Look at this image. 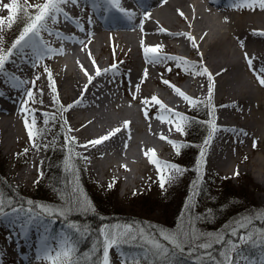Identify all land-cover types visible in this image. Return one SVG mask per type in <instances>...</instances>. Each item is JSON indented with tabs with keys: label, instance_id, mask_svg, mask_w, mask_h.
Wrapping results in <instances>:
<instances>
[{
	"label": "rangeland",
	"instance_id": "rangeland-1",
	"mask_svg": "<svg viewBox=\"0 0 264 264\" xmlns=\"http://www.w3.org/2000/svg\"><path fill=\"white\" fill-rule=\"evenodd\" d=\"M10 2L11 0H0L1 5ZM29 2L42 3L43 0H29ZM18 3L24 6L25 0H18ZM67 7H72V4H68ZM0 17L6 21L4 30L0 32V47L7 50L10 44L18 37L19 32L24 27L25 20L23 16H20L15 22L9 21L8 16L6 17L3 14ZM137 22L134 20L132 23L136 24ZM9 23L12 25L11 28L8 27ZM77 24L82 26L81 22ZM150 24L154 28V32H157L158 35L164 38L160 39L161 46L166 45L168 42H177L176 39L168 38L160 29L156 28L155 23ZM64 27H68V24H65ZM80 28L79 26L73 27L69 31V34L74 35L73 37L67 35V31L61 34L59 38L55 33L53 35L44 33V42L48 43L50 47L54 49L57 47L61 49L68 47V50L63 54H59L58 51L52 53L42 52L43 58L37 61V66L35 67L27 59H21L19 54L12 58L17 64L20 63L15 68L16 76L26 82L35 80V85L31 83L21 84L17 80L7 77L6 73L10 68L8 66L0 74L3 76L2 80L6 82L5 85L10 90L12 97L19 101L16 110L2 113V115L9 118L21 117L24 123L27 116L29 121H31V116L21 111L22 101L26 99L24 90L31 88L34 91L36 102H29L27 108L34 111L37 126L41 129H46L43 138L37 141L38 148L32 146L28 130L26 129L22 141L13 149L11 154L4 153L2 150L3 140L0 136V176L11 185L10 187L13 191L12 199L25 198L37 205L43 204L50 209H62L65 212V216H39V219L35 222L38 223L41 238L50 242L56 240L55 236V239L53 238V227L65 224L63 223L64 220H75V217L80 214L81 210L85 211V215L99 218L97 221L107 220V223L99 227V235V230L104 227L134 225L135 227L144 226L150 231L158 232L161 229L176 230L182 224L187 226L190 221L195 225L194 231L197 235H210L213 241L217 235H224L228 239H231L227 233L234 222L250 216L255 219V216L260 215V208L264 207V184L260 180L257 181L251 175L241 173L240 171H238V175L234 174V177H232L229 173H223L210 168L206 162L208 144H205V141L209 139L210 124L213 121L214 123L216 122L218 110L214 107L213 111L211 102L206 98L199 97L196 93H191L189 97L199 100L201 103L192 106L189 102H185V105L177 112L188 118L187 121H180L185 124L184 134L177 132L172 122L158 127L160 123L156 114L149 113L146 117L145 113L140 112V115L136 105H132L127 97H125L127 93L125 89L122 90V85L126 86V79L122 75H120L121 81H123L122 85L108 87L106 90L112 98V104L108 106L109 108L106 109V112L102 111V113L101 110L103 109L94 108L90 105H85L83 108L82 104L76 106L77 101L71 102L70 97L72 95L66 98L68 91L62 90L60 87L61 82L66 81L67 78H76L81 80L83 84L86 82L90 84L81 66H83L84 70L85 68L92 70L91 76L94 78L96 67L93 64V60L95 61V65L101 70L109 69L111 65L116 64L119 72L125 66L130 68V65L134 63L133 60L137 62L139 59L145 60L143 48L138 50L135 47L142 44V42L146 45L148 37H143L141 41L134 40L132 43H129L125 35L131 29L124 27V29L120 30L121 33L117 35L118 39H115V37L114 39H109L107 37L100 44L98 40L100 33L88 31V33H92V39H90L85 37V28H83V31ZM61 30H67V28L62 27ZM110 32L117 33L113 30ZM80 41L83 43H80ZM184 42L187 45V49H183L182 47L184 58L197 62L195 57L188 54V49H191L189 43L186 39ZM54 43L56 44L54 45ZM101 45H104L102 50H100ZM118 46H122V51ZM130 48H134V50L127 56L125 51H130ZM161 54L166 55L162 50ZM178 63H180L179 59L167 60L163 63H152L156 64L158 69L152 73L153 77L160 82L168 80L178 85L182 84L186 78L187 81L189 79L196 81L198 75H190L188 78V75L182 70L184 65L181 64V67H177ZM146 65L144 63L141 67L143 68ZM45 67L50 70L51 82L54 83L55 92L49 87V73L45 72ZM169 68L171 71L167 70ZM110 74L113 79L117 80L119 78L116 72H110ZM37 76H39L38 80H36ZM130 84L133 85L134 83L132 84V81H130ZM136 85L138 88H143L142 82ZM166 87L170 89L169 94L174 93L171 87L168 85ZM40 89H43L42 94L39 91ZM120 90L124 96L120 94ZM117 92H119V95H116ZM86 99L88 100V95ZM56 100H58V103L55 102ZM40 101H43V103H40ZM70 105L72 107H66ZM121 105L128 107L125 110L129 111V114H132L134 119H139L138 117L142 116V120L145 121L146 118H150L151 123L149 122L148 124H152V126L158 127L160 130L165 128V126L169 130L171 129L172 134L169 140L177 142L176 145L179 148V153H177V149L172 144L167 142L168 140H163L159 145L154 146V150L162 151L163 145L170 144L171 151L168 152V158L166 157L165 162L176 164L183 171L181 173L173 172L172 175L175 176V179L166 183L163 189L160 187L157 170L151 176H149L148 172L143 175L136 174L135 179L138 181L136 184L129 181L124 173L118 171L114 179L110 177L109 173L106 175H96L92 172L90 167L92 160L101 161L104 155L95 157L85 155V151L89 147H80V145H83L82 140L84 139H81V135L79 134L81 129L73 128L74 118L79 117L83 121L81 127L84 130L85 127L100 126L103 124H100L101 120H104L106 123L110 118L113 120L119 117ZM61 106H65L64 110H61ZM156 106L153 104V107ZM91 112L98 118L90 119L89 115ZM45 113L48 114L49 118L55 115V120L49 119L47 126L43 123V114ZM130 128H125L127 134L131 133L135 136L139 134L135 130L132 131V127ZM260 135L263 141L257 142L255 147H243L250 157L241 158L240 163L249 162V158L258 152L260 145L264 147V134L260 133ZM66 136L69 140L75 138V142L70 146L66 145ZM150 138L153 140L152 137ZM25 149L28 150L26 153ZM33 156L36 157V165L32 169L33 172L30 173V169L27 167L33 161ZM81 157H87V159L85 160ZM21 173L23 175L19 177ZM128 182H130V185L127 186L126 183ZM109 185H112V187H109ZM61 188H64V190L61 191ZM74 189L76 190L75 193H73ZM68 191L71 193H67ZM1 193L0 191V197H2ZM77 198L86 200L91 206L89 207L87 204L77 205ZM226 204L231 206L232 209L230 211L233 212V215H227V217L226 215L218 216L219 214L216 212L218 210L224 211V207L222 206ZM251 205L254 207H251ZM248 206L254 210L251 212V208ZM56 217L63 219L60 221L61 223H55ZM216 217L218 218L215 219ZM69 224L74 225L73 222H69ZM260 226L262 225L258 222L257 227ZM45 227L48 229L47 232L44 231ZM76 235L77 238H80L77 233ZM86 236L87 232H85ZM67 237L69 236L61 231L59 240ZM3 242L4 239L0 235V247L3 245ZM96 244L95 242H89L90 248L88 251L91 252L94 247H100L99 243L98 245ZM121 250L128 255L140 254L138 248L127 246H122L120 249H112L110 252L111 264H121ZM253 254L252 256H255V258H252L253 261L259 260L262 255L260 249L254 250ZM0 255L2 256L1 248ZM183 255L188 256L187 252ZM101 256L102 251L96 253L97 261ZM4 264L14 263L7 262Z\"/></svg>",
	"mask_w": 264,
	"mask_h": 264
},
{
	"label": "bare ground",
	"instance_id": "bare-ground-1",
	"mask_svg": "<svg viewBox=\"0 0 264 264\" xmlns=\"http://www.w3.org/2000/svg\"><path fill=\"white\" fill-rule=\"evenodd\" d=\"M138 1L121 0L122 8L134 13L132 18L129 19L118 8L109 5L107 0H98V3L103 6L100 10L102 19H108V15L109 17L111 16L110 18L116 15V17L120 18V27L101 28L98 26L97 21L94 20L92 21L93 24H91L90 20L78 13V7L72 5V7L68 8L67 5H64L62 7L68 13L70 19H65L61 16L58 23L49 24V29L53 33L59 32L61 34L67 31V35L73 37L74 35L69 34V31L73 27H81L77 24L78 21L76 23L75 20L79 19L82 27L85 28V37L92 39V33H88V31L100 33L98 40L102 44L104 38L107 37L109 39H114V37L118 39L117 35L121 33L120 30L124 26L131 29L125 35L129 43L134 40L141 41L143 37H148L146 45L143 44V47H148L160 45V39H164L157 32H154V28L150 23H155V27L160 29L163 34L177 41L176 43H166L161 50L166 55L177 58L185 57L183 49H187V45L184 42L186 39L191 47V49H188V54L195 57L198 64L206 66L212 79L210 80L208 75H198L196 81L189 79L180 85L171 84L178 87L187 96H190L191 93H196L199 97L207 100H209V86H213L210 102L213 107L218 109L215 125L220 130L214 134V137L208 143L206 160L208 166L220 172L229 173L232 177L238 170L241 173L251 175L264 184V147L262 145H260L258 152L249 158V162L240 163L241 158L250 157L248 152L243 149L244 146H253L254 141L255 145H257V142L263 141L260 133L264 134V86L260 85L256 75L250 70L245 59V53H247L248 57L253 58V68L259 70L264 67V35L258 34L264 33V10H261L258 5H255L254 8L235 6L239 4L240 0H230L229 7L226 9L222 8V2L219 0ZM81 3L79 1L78 5L81 6ZM213 10L216 12L214 13ZM0 11V15L3 14L9 17V11L4 9L1 4ZM180 13H183V15H180ZM120 14H122L121 17ZM133 19L136 22H140L132 23ZM65 21L70 23V25L68 24L67 30L62 31L61 28L64 27ZM141 25H143V29H141ZM5 26L6 21L4 20L3 25L0 26V32L4 30ZM112 30L117 33H111L110 31ZM187 35L194 37L198 48L192 47V41L187 39ZM241 42H243V47ZM100 47V50H102L104 45ZM118 47L122 51V46ZM143 47L142 44H139L135 48L139 50ZM56 49L59 50L61 48L57 47ZM132 50L134 48H130V51L126 50V55L129 56ZM27 60L33 64L31 58H27ZM133 62L130 68L126 66L121 68L120 75L126 79L125 87L122 85L123 82L121 84L116 82V80H111L109 76L104 82L98 81L99 77L106 74L95 75L92 79V84L87 82L83 84L81 80L76 78H67L68 80L61 82L60 87L62 90L68 91L66 98L72 95L70 97L71 102L82 101L77 103L76 106L82 104L83 108L85 105H90L94 108L103 109L101 112H106V109L109 108L108 106L112 104V98L106 91L107 88L117 87L118 85H122V90L125 89L127 93L125 97L132 105H136L140 115L145 113V110L147 114H162L159 105L153 107L154 103L151 101L147 105L142 103L145 98H150L153 95L162 101L167 108L175 110V112H178L185 105L186 101L182 97L175 92L169 94L170 89L153 77L152 73L158 70L156 64L145 62L144 59H139L138 62L133 60ZM144 63L147 65L142 68L141 65ZM19 65L20 63L17 64L13 60L8 63L6 66L10 68L6 73L7 77L12 78L13 74L16 76L15 68ZM85 70H87L89 75H92V70L87 68ZM145 71H147L146 78L144 76ZM130 81L134 84L131 85ZM140 82H142L143 88H138L140 90L137 91L136 84ZM5 83L4 80L0 79V136L3 140L2 150L4 153L11 154L13 149L22 141L23 135L26 133V127L21 117L9 118L2 115V113L16 110L19 104V101L12 97ZM85 86H87L86 91ZM120 94L124 96L121 90ZM87 95L88 100L85 98ZM116 95H119V92ZM133 96H135V99H133ZM121 106L119 117L113 120L110 118L106 123L101 120L100 124H103L100 126L85 127L84 130L81 127L83 121L79 117L74 118L75 122L72 125L74 129H81L79 134L81 139H84L82 140L83 144L120 128L121 131L115 133L110 139L96 146L88 145L89 148L85 151V155L88 157L104 155L101 161L92 160L90 164L92 172L96 175L109 173L110 177L114 179L118 171L124 173L129 181L136 184L138 182L135 179L136 174L143 175L148 172L149 176H151L157 170V166L149 162L145 151L154 149L156 145L165 140L160 138L161 134L167 138L166 140H169L172 133L166 126L161 130L158 128L159 126L167 125L168 122H161L158 119L160 124L158 127H154L152 124H148L149 122L151 123L150 118H146L145 121L142 120V116L138 117L139 119H134L133 115L125 110L128 107ZM163 115L167 121V114ZM89 117L90 119L98 118L93 112H91ZM129 120L131 123L127 129L132 127V131L135 130V132L139 133L138 135L127 134L125 131L124 122ZM97 123L99 124V122ZM162 148L164 149V147ZM155 153L156 158L160 161H166L167 154L165 157L162 154L161 156L157 155L160 152L155 151ZM33 158V161L27 167L30 169V173L33 172L32 169L36 165V157L33 156ZM125 165L127 166L126 168L123 167ZM21 175L23 174L21 173L19 177ZM126 185H130V182L126 183ZM6 232L10 239L8 241L4 240V243L10 245V248H4L3 255L0 256V264L1 262L27 264L37 258L38 255L33 249L34 239L31 234L28 237L25 235L16 240L10 228H6ZM26 241L31 244L29 245Z\"/></svg>",
	"mask_w": 264,
	"mask_h": 264
},
{
	"label": "snow or ice",
	"instance_id": "snow-or-ice-1",
	"mask_svg": "<svg viewBox=\"0 0 264 264\" xmlns=\"http://www.w3.org/2000/svg\"><path fill=\"white\" fill-rule=\"evenodd\" d=\"M78 3L79 0H43L42 3H30L29 0H25V5L21 6L18 3V0H11L10 3L3 4L2 7L10 13L8 17L9 21L15 22L16 19L23 16L25 23L24 27L19 32L18 37L12 42L11 46L7 50L0 47V74L6 70V65L11 63L12 58L17 54L20 55L21 59L31 58L33 60V67L37 66L35 63L36 60L43 58L42 52L52 53L58 51L59 54H63L62 49H54L50 47L48 43L44 42L43 34L47 33L48 35H53V32L49 29V24L58 23L61 16L65 19H70L68 13L64 11L62 6L68 4L77 5ZM107 3L118 8L129 19H131L134 15V13L122 8L121 0H107ZM255 5H258L261 10H264V0H254V2L253 0H240L239 4L235 6L254 8ZM180 15H183V13H180ZM3 23L4 20L0 17V26H2ZM11 26V23H9L8 27L11 28ZM141 29H143V25H141ZM80 30L83 31L82 26ZM258 34L264 35V33ZM55 35L59 38L61 33L56 32ZM187 39L192 41L193 48H198V45L195 44L194 37L187 35ZM80 43L83 42L80 41ZM241 46L243 47V42H241ZM161 48V45L143 47L146 62L163 63L167 60L179 59L180 63L177 64V67H181V64H183L184 67L182 70L186 74L191 73L193 76L208 75L209 79H212V76L208 72L206 66L198 63L194 64L186 58L163 55L161 54ZM245 59L250 70H252L256 75L260 85L264 86V67H261L259 70L253 68V58L248 57L247 53H245ZM93 64L96 67V76L107 74L108 72L118 71L116 64L111 65L109 69L105 70H101L98 66H96L94 60ZM81 67L82 70H84L83 66ZM167 70L171 71L170 68ZM84 71L85 75L88 77L89 83H91L93 77L87 73V70ZM45 72L49 73V87L52 88L53 92H55L54 83L51 82V73L47 67H45ZM144 76L145 78L147 77V71H145ZM12 78L21 84L31 83L32 85H35V80L26 82L14 74ZM38 79L39 76L36 77V80ZM162 83L171 87L177 95L182 97L186 102H189L192 106H196L201 103V101L187 96L178 87L172 85L170 81L162 80ZM86 90L87 86H85V91ZM138 90L139 89L137 87V91ZM39 91L41 94L43 93V89H40ZM212 92L213 86L210 85L208 90L209 102L211 101ZM24 95L26 99L22 101L21 111L26 112L29 116H31V121H29L26 116L25 127L28 130V136L29 140L32 142V146L34 148H38L39 145L37 141L38 139L43 138L46 129H41L37 126L34 111L27 108V104L29 102H36L34 91L31 88L25 89ZM133 99H135V96H133ZM149 101L153 102L155 105H159L162 114L158 115L157 119H160L161 122H172L175 126V130L184 134L185 124L180 121H187L188 118L186 116L175 112V110L167 108V106H165L155 95L150 98H145L142 103L147 105L149 104ZM55 102L58 103V100ZM79 102L82 101H77L76 103ZM40 103H43V101H40ZM66 107L70 108L72 106L70 105ZM64 108L65 106H61V110H64ZM165 113L168 116L167 121L164 119L163 114ZM43 115V123L45 126L48 125L49 119L53 121L55 120V115H52L50 118L47 113ZM145 115L147 117L146 110ZM177 118H179V120H177ZM130 123V121H125V128H127ZM219 130V127L216 126L213 121L210 124L209 139L205 141V144H208L210 139L213 138L214 134ZM69 131H71V129H69ZM120 131V128L114 129L107 135L88 141L86 144L80 145V147L87 148L88 145L96 146L103 141L110 139L111 136ZM160 138L165 140L167 139L162 134ZM74 142L75 138L69 140L67 136L65 137L66 145L70 146ZM167 142L172 144V146L177 149V153H179V148H177L175 141L168 140ZM253 146L255 147V141ZM27 151L28 150L25 149V153ZM145 155L149 158L150 163L157 166L161 189L165 187L166 183L175 179V176L172 175L173 172L181 173L183 171L180 166L176 164L160 161L156 158L154 149L146 150ZM81 158L85 160L87 159V157ZM69 159H71V157H69ZM123 167L126 168L127 166L125 165ZM238 174L239 172L237 170L235 175ZM109 187H112V185H109ZM75 191L76 190L74 189L73 193H75ZM76 204H87L89 207L91 206L86 200H82L80 198L76 199ZM34 213H38V215H34ZM40 215L65 216V212L62 209H50L48 206L43 204L36 205L32 201L15 204L7 198L0 197V219L9 218V224L19 223L20 228H23L26 224H30L39 219ZM258 222L262 226L257 227ZM68 226L77 234L81 232L80 228L72 224H69ZM194 229L195 225L190 221L187 226L182 224L176 230L161 229L158 232L150 231L144 226L135 227L134 225L104 227L99 230L100 235L98 237V243L100 247H94L91 252L85 254L83 259H81L79 249L73 243L72 237L61 238L59 241L52 240L51 242L45 240L37 258L43 259L46 261V264H111V250L127 246L131 248H138L140 250V254L128 255L121 250V264H175V261H170L169 257L175 253L184 254L185 252H187L188 256L194 257L193 264H264V213L255 216V219L250 216L248 218H241L240 220L234 222L227 233L231 239H226L224 236L217 235L213 241L210 235H197ZM44 231H48L47 227L44 228ZM216 245H221L222 247L217 249L214 253L213 249ZM245 247L259 248L262 253L261 258L257 261H253L250 257L245 256L243 254V249ZM101 251L102 256L97 261L96 253Z\"/></svg>",
	"mask_w": 264,
	"mask_h": 264
},
{
	"label": "trees",
	"instance_id": "trees-1",
	"mask_svg": "<svg viewBox=\"0 0 264 264\" xmlns=\"http://www.w3.org/2000/svg\"><path fill=\"white\" fill-rule=\"evenodd\" d=\"M11 185L9 183H7L6 181H4L2 179V177L0 176V191L2 192L1 195L3 198H7L8 200H10L11 202L15 203V204H21V203H26L27 200L25 198L23 199H12L13 197V191L12 188L10 187ZM64 190V188H61V191ZM67 193H71V192H67ZM200 197V196H199ZM12 199V200H11ZM35 204V203H34ZM37 205V204H36ZM224 207V211H217L216 213H218V216L221 215H233V212L230 211L232 208L231 206H229V204H226ZM249 207V206H248ZM251 207H254L251 205ZM249 207V208H251ZM254 209L251 208V212ZM259 210V209H257ZM261 213H264V207L260 208ZM34 214H38V213H34ZM77 215V214H76ZM75 215V216H76ZM224 217V218H226ZM218 217H216L215 219H217ZM224 218H220V219H224ZM97 219L94 216H89V215H85V211L81 210L80 214L78 216L75 217V220L71 221V220H64L62 225H65L64 227H67L74 235L76 234L72 228H70L68 226L69 222H73L74 226L78 227L81 229V232L78 234L80 235V242H78V249H79V255L81 257V259L84 258L85 254L88 253L90 245L89 242H95L96 245H98V237H99V233H98V229L100 226H102L103 224L107 223V220H102V221H97ZM63 220L60 217H56V222L57 223H61L60 221ZM59 221V222H58ZM85 232H87V236L85 237ZM95 232V233H94ZM77 237V235H75ZM224 236V235H223ZM226 239H228L227 236H224ZM221 245H216L213 249V252L215 253L217 249L221 248ZM259 248H251V247H245L243 249V254L247 257H250L253 254L254 250H258ZM170 261H175V264H193V260L194 257H190V256H184L183 254H177L175 253V255H172L169 257Z\"/></svg>",
	"mask_w": 264,
	"mask_h": 264
}]
</instances>
